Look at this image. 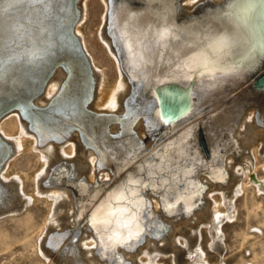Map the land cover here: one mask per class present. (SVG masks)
<instances>
[{
  "label": "bare ground",
  "instance_id": "6f19581e",
  "mask_svg": "<svg viewBox=\"0 0 264 264\" xmlns=\"http://www.w3.org/2000/svg\"><path fill=\"white\" fill-rule=\"evenodd\" d=\"M75 1L0 0V215L45 204L37 220L27 212L10 227L0 223V246L38 232L30 253L25 245L8 264L34 255L44 264H161L165 253L171 264H208L199 230L221 254L218 223L234 216L238 182L254 154H264V88L253 85L264 68V0H98L91 48L99 65L81 27L89 0ZM58 63L64 69H55L33 104L45 106L67 77L61 120L32 114L35 134L14 107L31 108ZM91 80L87 108L124 121L108 125L79 112L75 101L91 91ZM176 82L194 84L178 93L187 111L170 120L157 92L172 97L166 87ZM66 121L80 130L59 143ZM197 123L207 152L197 147L193 159L182 158L167 142ZM16 156L18 179L9 177Z\"/></svg>",
  "mask_w": 264,
  "mask_h": 264
},
{
  "label": "rangeland",
  "instance_id": "374dc122",
  "mask_svg": "<svg viewBox=\"0 0 264 264\" xmlns=\"http://www.w3.org/2000/svg\"><path fill=\"white\" fill-rule=\"evenodd\" d=\"M97 1L98 0H89L87 2L88 14L86 20L82 22L81 27H83L82 30L87 48L89 49V52H91L95 63L99 65V53L98 51H94L91 48V40L95 39L96 30L98 27V17L100 15V10L98 12H94L95 7L99 8V2ZM108 65L106 64L103 66L106 74V85L110 84L113 76V68L110 64ZM249 153H251L250 156L253 157L252 152ZM244 154H248V151H245ZM28 155L29 156L27 159L30 160L31 163L32 161L34 162L36 154L34 152H30ZM19 158L20 156H16L11 160L12 165L9 168L10 178L18 179L17 173L11 174V171H19L17 169ZM254 158L255 161L253 163L254 165L252 169L247 172V175L242 176L238 182L240 191L236 194V197L233 200V203L236 206V213L230 219L224 218L218 223L220 226V233L223 236L220 242L222 248L221 254H218L209 248V237L204 228L201 229V232L199 230L200 248L204 253L208 264H218L219 261H222V264H264V191L259 190L257 185V181L263 178L262 169L264 167V154H254ZM29 185V180H25V196H28ZM44 209L45 204L43 201L35 200L30 203L27 206V209L23 212H8L1 214L0 223H7L4 225L10 227L13 221L19 220L27 212H32L34 216L37 215L35 217L37 220V218H39L43 213ZM37 237L38 232L31 231L28 233V236L25 240H22L20 237L16 238L15 242L9 244L7 247L0 246V264L11 263L13 258H18L24 249L23 246L25 245L28 247L27 249H29V251L27 250L29 254L32 249L31 245L34 246ZM62 243L64 242L62 241ZM61 245L62 244H60V248L57 249L59 253L64 247ZM162 255L158 258L159 263L171 264L169 261V253ZM17 261L19 264L45 263L44 258L40 257L39 255H34L33 258H28L26 256L18 259ZM56 261L58 262L59 258H56Z\"/></svg>",
  "mask_w": 264,
  "mask_h": 264
},
{
  "label": "water",
  "instance_id": "95a60500",
  "mask_svg": "<svg viewBox=\"0 0 264 264\" xmlns=\"http://www.w3.org/2000/svg\"><path fill=\"white\" fill-rule=\"evenodd\" d=\"M181 2L182 0L180 1V4ZM197 6L198 5H195L190 11H187L184 9H181V10L183 12L191 13ZM192 84L194 83L188 82L186 85H183L181 82H176V84H168L166 88L168 91L173 93L172 97L164 96L162 95L160 91L157 92V95L159 98L158 108H159V111L162 117L169 118L170 120H175L176 118L180 116V114L187 111L186 108L188 105V101L184 96H179L178 93L181 92L182 89H186L187 87L191 89ZM253 85L255 86V88H264V68L258 73L257 77L253 80ZM27 105H29V107L33 109L35 108L31 103ZM5 113L6 112H4V114ZM167 146L171 148L176 154L180 155L182 158L185 157L188 159H193L192 152L194 148H197V147H199L201 150L204 151V153H206L207 152V142L205 139V132H204L202 125L197 123L194 125H189L184 128H181L179 131L173 134V136L169 139V141L167 142ZM151 148H153V144L151 145L150 149ZM229 155H227L226 157H228ZM71 174L72 173L70 171V175ZM202 177H205V176L202 175ZM111 183L112 181L109 184ZM217 183H220V182H217ZM146 194L152 195L148 192ZM56 249L58 248L56 247Z\"/></svg>",
  "mask_w": 264,
  "mask_h": 264
}]
</instances>
